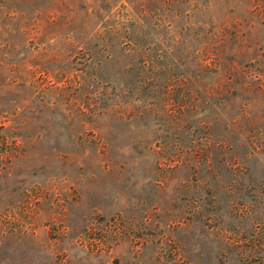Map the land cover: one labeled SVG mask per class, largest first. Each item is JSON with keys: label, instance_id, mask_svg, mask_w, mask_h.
Listing matches in <instances>:
<instances>
[{"label": "rangeland", "instance_id": "obj_1", "mask_svg": "<svg viewBox=\"0 0 264 264\" xmlns=\"http://www.w3.org/2000/svg\"><path fill=\"white\" fill-rule=\"evenodd\" d=\"M0 264H264V0H0Z\"/></svg>", "mask_w": 264, "mask_h": 264}]
</instances>
